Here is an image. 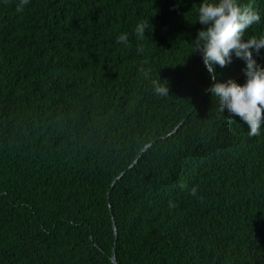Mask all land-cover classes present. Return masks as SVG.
<instances>
[{
    "label": "trees",
    "instance_id": "16d2710c",
    "mask_svg": "<svg viewBox=\"0 0 264 264\" xmlns=\"http://www.w3.org/2000/svg\"><path fill=\"white\" fill-rule=\"evenodd\" d=\"M201 2L0 0V264H264V121L208 90Z\"/></svg>",
    "mask_w": 264,
    "mask_h": 264
},
{
    "label": "clouds",
    "instance_id": "9594fccd",
    "mask_svg": "<svg viewBox=\"0 0 264 264\" xmlns=\"http://www.w3.org/2000/svg\"><path fill=\"white\" fill-rule=\"evenodd\" d=\"M30 0H19L16 11L21 12ZM261 20L260 14L240 0H202L195 22L202 26L197 32L192 50L199 52L210 81L209 91L219 99L220 111L238 116L249 129L250 136L260 134L264 121V66L255 58L264 49V37L246 36V31ZM152 25L149 19L139 22L135 33L143 38ZM128 34L121 33L117 43L127 44ZM255 54V55H254ZM233 57L244 62V81L218 79L217 66L225 67ZM156 92L166 95V86H156ZM195 195V189H192Z\"/></svg>",
    "mask_w": 264,
    "mask_h": 264
},
{
    "label": "water",
    "instance_id": "95a60500",
    "mask_svg": "<svg viewBox=\"0 0 264 264\" xmlns=\"http://www.w3.org/2000/svg\"><path fill=\"white\" fill-rule=\"evenodd\" d=\"M175 130V129H174ZM173 130V131H174ZM151 143H148V144H146L143 148H142V150H141V153L143 152V151H145L147 148H148V146L150 145ZM137 161V158L133 161V163L130 165V167L131 166H133L134 165V163ZM112 225H113V222H112ZM113 229H114V233H115V226L113 225ZM115 236H116V233H115ZM111 262L113 263V264H116V261H115V255H114V248H113V252H112V255H111Z\"/></svg>",
    "mask_w": 264,
    "mask_h": 264
}]
</instances>
